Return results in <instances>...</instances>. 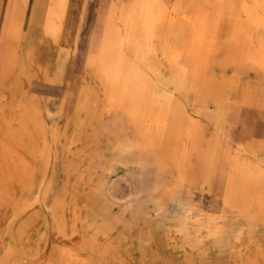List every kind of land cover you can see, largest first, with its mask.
<instances>
[{
    "label": "rangeland",
    "instance_id": "obj_1",
    "mask_svg": "<svg viewBox=\"0 0 264 264\" xmlns=\"http://www.w3.org/2000/svg\"><path fill=\"white\" fill-rule=\"evenodd\" d=\"M108 1H113L118 11L128 9L131 2L68 0L63 49L71 48L76 35H89ZM45 2L41 0L40 8ZM5 3L0 0V18ZM159 3L172 6L171 0L155 1L153 20ZM28 4L32 8L33 0ZM180 8L191 10L189 5ZM36 12L41 15L42 10ZM34 27L29 30L30 42L37 37ZM120 30L124 32L122 26ZM186 39L185 34L181 36L180 47L186 46ZM152 42V61L145 52L135 56L124 45L131 67L128 74L122 69L117 75L118 86L132 95L133 105L144 107L146 130L134 125L128 112L110 108L100 93L92 97L95 110L76 126L72 112L60 114L67 96L74 101V91L66 81L71 76L59 71L33 74L49 145L46 171L42 164L38 171L41 202L38 211L35 206L26 209L13 225L8 216L0 220V260L7 245L17 241L24 258L34 255L32 264L41 262L45 254L38 250L40 238L45 235L50 245L47 225L61 214L59 202L73 207L76 217L68 231L59 233L58 240L74 246L83 263L91 259V264H264V69L248 60L221 55L209 58L193 74V63L181 56L182 86L176 88L175 73L161 46L155 39ZM77 61L72 74L81 85L75 72L79 70ZM11 80L5 77L0 84L1 101L11 96ZM244 89L251 90L258 100L240 101L237 97ZM26 99L32 106V96ZM178 109L179 120L175 118ZM177 124L179 130L174 135ZM187 125L196 132L193 140H184ZM222 141L239 160L258 164L262 181L256 191L240 186L236 192H228L225 178L239 167L225 165L220 180L216 166ZM32 212L33 218L27 219ZM241 230L249 236L247 247L237 244ZM110 251L117 252L115 259L103 256Z\"/></svg>",
    "mask_w": 264,
    "mask_h": 264
},
{
    "label": "bare ground",
    "instance_id": "obj_2",
    "mask_svg": "<svg viewBox=\"0 0 264 264\" xmlns=\"http://www.w3.org/2000/svg\"><path fill=\"white\" fill-rule=\"evenodd\" d=\"M155 1L131 0L129 8L121 11L117 10L113 1H108L107 6L99 12L89 35L85 38L76 35L71 48L63 49L62 26L68 0H46L41 8V0H33V9L28 0H6L3 17L0 18V84L5 77L12 80L11 96L5 101L0 100V220L8 216V223L13 225L26 209L35 206L34 211H38L41 202V187L37 188L38 171L39 164L45 168L49 145L43 133L41 100L33 88L36 85L34 73L42 76L49 71H59L71 76L66 77V81L74 91V101L67 96L60 114L72 112L76 126L81 125L95 110L92 97L100 93L107 98L110 108L128 112L133 124L146 130L145 122L142 123L146 119L144 107L133 105L132 95L126 92L124 86H118L119 71L124 69L125 74H128L131 67L123 52L124 45L135 56L145 52L152 61L155 55L152 39H155L161 46L167 65L175 73L176 88L182 86L184 69L180 64L181 56L193 63V74H197L209 58L221 55H230L237 61L248 60L264 69V0H171V7L159 3L158 16L153 20L151 13ZM181 3L189 5L191 10L183 11ZM37 9L42 10L39 13L41 15H38ZM26 11L29 14L24 26ZM81 18L78 28L81 27ZM181 23H186L187 27L184 28ZM32 26H35L37 37L30 42L28 34ZM121 26L124 32H121ZM184 34L187 36L186 46L180 47V38ZM82 56L85 57L83 64ZM76 59L80 63L79 70L75 72L83 82L81 85L77 84L72 74ZM140 76L138 73L137 77ZM253 95L251 90L244 89L237 98L251 103L258 100ZM29 96L33 99L32 106L26 99ZM71 102L72 108L69 106ZM180 116L181 111L178 109L175 118L179 120ZM76 126L74 135L78 131ZM178 128V124L173 127L174 135ZM195 134L190 125L183 130L184 140L195 139ZM231 163L236 164L239 170L226 176L228 192H236L240 186L256 191L262 181L258 164L239 160L235 153L232 154L231 146L222 141L216 166L220 170V180L224 166H230ZM56 205L62 207L61 214L56 217L53 215L50 226L47 225L51 230L50 245L45 235L40 238L38 250L45 257L36 264H91V259L87 263L82 262L74 246L58 240L60 232H66L73 226L76 212L67 204L58 202ZM34 215L35 212L28 214L27 219H32ZM248 238L247 232L241 230L237 244L247 247ZM16 242L7 245L0 264H32L34 255L24 258ZM248 252L254 254L255 250ZM116 253L110 251L103 256L115 259ZM92 262L95 263L94 260Z\"/></svg>",
    "mask_w": 264,
    "mask_h": 264
}]
</instances>
